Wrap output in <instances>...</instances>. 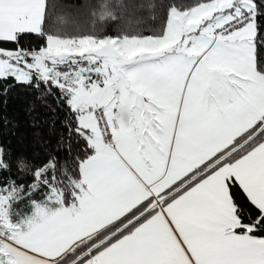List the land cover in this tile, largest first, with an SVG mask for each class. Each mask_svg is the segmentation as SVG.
Listing matches in <instances>:
<instances>
[{"label": "crops", "instance_id": "1", "mask_svg": "<svg viewBox=\"0 0 264 264\" xmlns=\"http://www.w3.org/2000/svg\"><path fill=\"white\" fill-rule=\"evenodd\" d=\"M45 4L46 0H0V38L39 32ZM245 9L228 12V18L216 25ZM213 28L199 26L184 50L161 56L85 61L86 66L67 71L50 64L66 81L79 71L97 82H123L133 103L115 105L109 117L115 147L101 141L92 112L80 114L81 125L92 132L94 153L81 165L74 201L55 207L34 203L31 211L13 221V248L26 261L51 264L77 242L158 199L263 116L264 74L256 69L252 36L240 32L215 39ZM11 75L20 82L17 73ZM63 89L69 94V88ZM96 94L94 98H102ZM71 105L80 111L92 108ZM229 175L264 211L263 142L186 189L84 264H264V237L236 231L242 224ZM25 224L32 226L21 227Z\"/></svg>", "mask_w": 264, "mask_h": 264}, {"label": "trees", "instance_id": "2", "mask_svg": "<svg viewBox=\"0 0 264 264\" xmlns=\"http://www.w3.org/2000/svg\"><path fill=\"white\" fill-rule=\"evenodd\" d=\"M213 0H46L39 32H20L14 39H0V58L6 54L33 60L51 36L61 39L92 37L99 40L125 37H162L173 10L189 11ZM255 11V65L264 74V0H250ZM237 0L224 10L233 13ZM247 9H245V12ZM66 61L61 71L84 65L85 57ZM31 72V80L19 82L14 75L0 77V193L11 195L7 210L17 220L34 203L68 205L75 200L82 163L94 153L92 132L80 123L81 111L69 94L52 79ZM264 142V114L249 129L172 185L158 198L138 206L116 223L77 242L51 264H84L115 240L132 232L160 207L174 201L186 189L219 168L232 165ZM41 171L38 174V171ZM230 192L242 226L237 232L264 237V211L229 175ZM62 199L51 200L52 190Z\"/></svg>", "mask_w": 264, "mask_h": 264}, {"label": "rangeland", "instance_id": "3", "mask_svg": "<svg viewBox=\"0 0 264 264\" xmlns=\"http://www.w3.org/2000/svg\"><path fill=\"white\" fill-rule=\"evenodd\" d=\"M236 1L213 0L210 3L197 6L185 13L173 10L166 34L162 37H125L106 40L87 37L70 40L51 36L48 39V44L42 50L32 55L33 60L31 61L23 59L24 57H21L22 55L16 56L15 53L17 52L15 51L7 52L8 57L15 60L0 61V77L17 73L20 82H28L31 80L30 70L36 71L42 77L52 78L62 88H69L71 104H76L79 108L88 106H92L91 109L100 106L104 107L111 118L115 110V105L129 106L133 103L128 99L131 90L125 83L120 81L97 82L93 77H87L84 75V72L80 73L79 71L73 72L69 81H66L64 75H61L59 70L53 69L50 64L60 66L66 61H76L77 57H80L81 60L84 59L82 57H85L89 63H96L97 61H126L133 56H140L142 54L156 57L173 50H184L187 42L192 39V36L196 35L195 31L199 26H205L206 30L217 26L216 24L218 22L229 16L222 11L233 6ZM241 1L243 3L242 8L252 6L250 0ZM242 8H236L235 12H239ZM241 33L253 37L254 26L251 25ZM202 34L203 32L201 31L200 36ZM182 38L184 40L181 43ZM111 55H115L117 59H112L110 57ZM108 65L109 67L111 66L109 63ZM83 66L86 65H82L81 67ZM84 69L81 71H84ZM95 71H99V69H95ZM100 72L104 71L100 70ZM65 81L72 84V86L67 87ZM88 84L89 86H87ZM97 92L102 94L101 99L93 97L97 95ZM118 97L119 99H117ZM40 172L39 170L38 174ZM52 192L53 194H48L50 196L52 195L50 197L51 200L62 199V196L59 197L62 191L59 192L54 189ZM75 194H77V190H75ZM11 195L9 193H0V264H36L33 261L31 263L26 261L24 256L13 248L16 245L17 235L13 227L14 220H12L7 210ZM46 205L51 207L56 206L53 204ZM31 226V224L21 225V227Z\"/></svg>", "mask_w": 264, "mask_h": 264}, {"label": "built area", "instance_id": "4", "mask_svg": "<svg viewBox=\"0 0 264 264\" xmlns=\"http://www.w3.org/2000/svg\"><path fill=\"white\" fill-rule=\"evenodd\" d=\"M255 21V11L252 8H248L246 12L240 15L232 17L220 26L212 29V36L217 39L221 36L231 37L237 33H240L251 25ZM89 112L93 113V120L95 128L100 134V139L110 147H115L116 140L113 131V126L110 123L109 115L104 107H96L94 109H83L82 115H86ZM159 204V200L156 199Z\"/></svg>", "mask_w": 264, "mask_h": 264}]
</instances>
